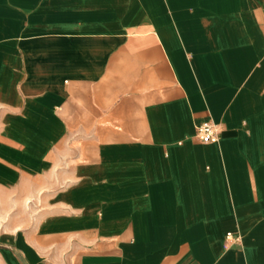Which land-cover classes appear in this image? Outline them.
<instances>
[{
  "label": "crops",
  "instance_id": "0c3cea01",
  "mask_svg": "<svg viewBox=\"0 0 264 264\" xmlns=\"http://www.w3.org/2000/svg\"><path fill=\"white\" fill-rule=\"evenodd\" d=\"M0 264H264V0H0Z\"/></svg>",
  "mask_w": 264,
  "mask_h": 264
},
{
  "label": "built area",
  "instance_id": "2783aa9c",
  "mask_svg": "<svg viewBox=\"0 0 264 264\" xmlns=\"http://www.w3.org/2000/svg\"><path fill=\"white\" fill-rule=\"evenodd\" d=\"M221 130L213 123H203L196 128V138L203 144H215L219 142ZM233 235L227 236L229 240Z\"/></svg>",
  "mask_w": 264,
  "mask_h": 264
}]
</instances>
